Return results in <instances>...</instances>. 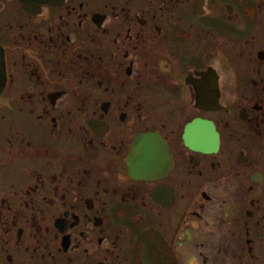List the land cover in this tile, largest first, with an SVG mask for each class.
<instances>
[{
	"label": "flooded vegetation",
	"instance_id": "obj_1",
	"mask_svg": "<svg viewBox=\"0 0 264 264\" xmlns=\"http://www.w3.org/2000/svg\"><path fill=\"white\" fill-rule=\"evenodd\" d=\"M0 264H264V0H0Z\"/></svg>",
	"mask_w": 264,
	"mask_h": 264
},
{
	"label": "water",
	"instance_id": "obj_2",
	"mask_svg": "<svg viewBox=\"0 0 264 264\" xmlns=\"http://www.w3.org/2000/svg\"><path fill=\"white\" fill-rule=\"evenodd\" d=\"M147 140H144V141H142L141 143H140V145H147ZM144 149H145V151H143V152H145V153H147V151H146V149H147V146H144L143 147ZM149 157V155H146V156H144L143 157V166L144 167H147V164H148V162H145V160L147 159ZM138 174H140L141 176H143V177H146L147 176V174H148V171H143V170H140L139 172H138Z\"/></svg>",
	"mask_w": 264,
	"mask_h": 264
}]
</instances>
